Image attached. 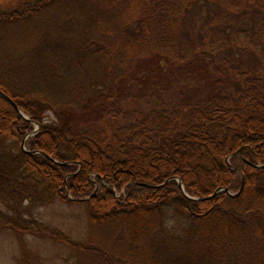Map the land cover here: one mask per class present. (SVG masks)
<instances>
[{
	"label": "trees",
	"instance_id": "obj_1",
	"mask_svg": "<svg viewBox=\"0 0 264 264\" xmlns=\"http://www.w3.org/2000/svg\"><path fill=\"white\" fill-rule=\"evenodd\" d=\"M201 1L228 26L206 41ZM0 90V231L73 264H264V0H0ZM66 205L78 238L33 217Z\"/></svg>",
	"mask_w": 264,
	"mask_h": 264
},
{
	"label": "rangeland",
	"instance_id": "obj_2",
	"mask_svg": "<svg viewBox=\"0 0 264 264\" xmlns=\"http://www.w3.org/2000/svg\"><path fill=\"white\" fill-rule=\"evenodd\" d=\"M215 10V5L201 1L197 5L189 7L187 12V17L201 30L205 41L210 38L211 27L213 32L216 28L221 31L222 27H228L225 22L226 17L219 15L218 12L215 13ZM233 26L235 27L236 25L233 24ZM229 29L227 31L230 38L229 31L231 32V29ZM221 36L227 37L225 33H221ZM212 38L215 39L213 35ZM236 41L239 42L238 40ZM214 46H218L217 42ZM214 59L217 63L223 62L220 54L216 55ZM140 95L141 98L138 94L137 96L133 95V99L131 97L126 98L121 107L130 111L132 108L144 107L146 101L143 97L153 98L150 91H141ZM53 118V114L49 112L44 122L46 124L53 123ZM34 127L38 131L39 127L36 124H34ZM33 217L42 224L60 227L65 232H73L71 236L74 238H78L76 233L83 231L87 226L83 210L76 206L66 205L63 206V209L60 206L59 208H38L34 211ZM162 219L167 226L168 232L173 234L183 233L189 224L188 218L173 208H168ZM18 235L15 232L0 231V264H73L76 259L70 248L57 244L52 239L36 237L26 233L21 234V237ZM23 247L32 256L29 257L28 255V258L25 257L24 259L25 262L20 263V251Z\"/></svg>",
	"mask_w": 264,
	"mask_h": 264
},
{
	"label": "water",
	"instance_id": "obj_3",
	"mask_svg": "<svg viewBox=\"0 0 264 264\" xmlns=\"http://www.w3.org/2000/svg\"><path fill=\"white\" fill-rule=\"evenodd\" d=\"M0 96L1 97H3V98H5L7 101H9L16 109H18V106L7 96V95H5L1 90H0ZM21 115L23 116V117H25V118H27V116H25L23 113H21ZM36 125H37V127H39V124L38 123H35ZM37 131V129L35 130V132ZM22 149L23 150H25V151H27V149L24 147V145H22ZM28 152V151H27ZM34 153H40L39 151H35ZM44 155H46V154H44ZM50 160H52L53 162H56V163H58V164H63V165H66L67 164V162H60V161H58L57 159H55V158H53V157H50V156H48V155H46ZM257 166H259V165H257ZM260 166H262V167H264V165H260ZM178 185H179V187H180V189H181V191H183V193H184V195L186 196V197H188V198H192V199H199V198H195V197H192V196H189L186 192H184V187H183V184H182V182L180 181V180H178ZM221 191H226V192H228V194L229 195H231V196H235L237 193H232V192H229V190L227 189V188H219V189H217L213 194H211V195H209L208 197H211V196H213V195H215V194H217L218 192H221ZM207 197V198H208Z\"/></svg>",
	"mask_w": 264,
	"mask_h": 264
}]
</instances>
